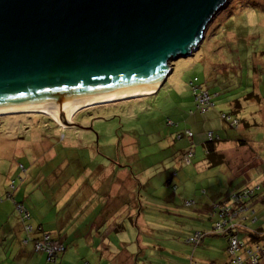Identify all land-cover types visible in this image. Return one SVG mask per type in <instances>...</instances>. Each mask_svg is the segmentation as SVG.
I'll return each mask as SVG.
<instances>
[{
	"label": "rangeland",
	"instance_id": "rangeland-1",
	"mask_svg": "<svg viewBox=\"0 0 264 264\" xmlns=\"http://www.w3.org/2000/svg\"><path fill=\"white\" fill-rule=\"evenodd\" d=\"M209 28H217L219 33H209L194 56L172 62L173 73L158 94L83 108L71 119L80 127L60 126L43 113L0 116V213L8 218L1 226L0 239L4 233L11 235V226L19 221L24 239L41 240L48 234L54 243H65L58 262L65 257L69 264H194L191 258H197L201 244H191L187 236L204 231L203 226L213 230L221 218L213 208L210 215L195 214L193 210L198 208L194 204L199 202L198 196H223L237 185H231L225 165H210L214 168L201 174L185 164L180 187L163 191L171 195L169 199L143 204L149 220H155L157 214L164 220L172 218L163 226L129 222L120 230V223L115 222L128 206H120L101 188L113 190L117 170L129 175L128 184L133 186L144 185L148 173L155 188L169 172L172 177L179 174L178 150L170 146L169 138L188 131L197 135L198 128L190 118L194 114L200 119L204 113L196 106L195 78L194 85L210 96L212 118L206 123L212 129L211 140L219 142L233 135L243 140V136L260 132L264 139V116L260 115L264 106V0H231ZM221 95L229 97L228 104L219 99ZM236 107L242 108L245 116L233 115ZM224 116L229 118L224 120ZM234 120L238 125L232 124ZM242 120L252 123L254 131L237 130ZM182 140L181 148L187 142ZM197 149L196 157L202 154L204 158L203 148ZM189 201L193 202L191 207L186 204ZM166 206L169 213L163 210ZM249 216L252 224L258 221L255 212ZM239 231L243 233L242 228ZM31 246L35 248L33 243ZM254 246L248 244L249 248Z\"/></svg>",
	"mask_w": 264,
	"mask_h": 264
},
{
	"label": "water",
	"instance_id": "water-1",
	"mask_svg": "<svg viewBox=\"0 0 264 264\" xmlns=\"http://www.w3.org/2000/svg\"><path fill=\"white\" fill-rule=\"evenodd\" d=\"M231 0H0V115L149 96ZM89 108V107H87Z\"/></svg>",
	"mask_w": 264,
	"mask_h": 264
},
{
	"label": "crops",
	"instance_id": "crops-1",
	"mask_svg": "<svg viewBox=\"0 0 264 264\" xmlns=\"http://www.w3.org/2000/svg\"><path fill=\"white\" fill-rule=\"evenodd\" d=\"M159 92V91H158ZM158 92L152 94H158ZM150 95V96H152ZM235 93L231 94L229 97L234 96ZM222 95L219 97L220 100L226 101L229 97L221 98ZM219 100V101H220ZM258 103L260 102V98H257ZM218 101V102H219ZM217 102V103H218ZM231 106L233 107L234 101L230 102ZM219 105H222L219 103ZM218 105V106H219ZM236 110H233V115H240L245 116L241 114V109L235 108ZM210 108L206 109L205 111H202L204 114L199 115V118L192 117L190 120L194 121L196 127L198 128L197 135L196 133L192 137H187L185 134L179 132L175 133L174 135L170 134L169 143L172 148L176 147L178 150V155L176 156V160L179 162L177 163V166H180V172L177 173L176 177H172L171 173L169 172V176L163 181L162 179L159 182V187H154L153 184V176H149L147 173L144 176L145 181H149L148 185H150V190L152 191L150 194L151 197H148L147 202L150 204H158L159 201H162L163 199H169L171 197L170 194L166 196L163 191L165 189H172L173 187H177V189L181 185V167L182 171H186L187 168L186 165L194 166L196 171L198 173H206L211 170L212 166H210L209 155H208V148H207V139L209 138V132H212L211 127L208 126L206 121L209 120L211 117V112L209 111ZM261 116H264V106L261 107ZM257 119H254L253 123L258 128V124L256 123ZM241 123V122H240ZM252 124V123H250ZM246 120H242V123L240 126H238L237 130L244 131L249 130L250 133L253 130L251 128V125ZM229 127V126H228ZM237 134V133H235ZM243 140H239L236 138V135H233L230 137V139H221L219 142L216 143V155L213 157L216 165L213 166H226V175L227 178L230 180L231 185H235V182H238L233 189L229 191L226 195H215L213 197L203 198L202 196H198L200 198L199 204L196 202L194 204L198 209H194L193 212L195 214H199L201 216H206L207 214L210 215L211 208L218 203L223 198H226L230 194H232L235 191H240L247 187L254 186H260V190L255 196V199L252 202V208L255 211V216H258V221L255 223H251L248 229L245 228V233H243V237L247 238L248 232H255L259 234H264V139L261 137V132L258 134L256 133L255 136H250L248 134L247 136H243ZM186 138L187 142H183L182 148H181V142L184 141L182 139ZM254 142V143H252ZM251 145V147H249ZM197 146L203 148L204 152V158L196 157L197 152ZM255 147V148H254ZM192 152L193 156L190 159V162H186V156ZM195 157L194 164L192 163L193 158ZM218 164V165H217ZM184 166V167H183ZM112 169H115L114 163H112ZM122 167V166H121ZM192 171V168H191ZM110 174L107 176L109 177ZM114 179L116 181V184H114L113 190L109 189L108 192H106V187L101 188L103 191V194L107 195H113L117 201V203L122 206L123 204L127 203V198L133 199L130 204H132L131 208H128L126 212H124L122 215L119 214V218L115 223H123L124 220H127V217H135L136 215V190L138 188V184L133 186V184H128L129 175L121 174L120 170H117V172H114ZM119 180V181H117ZM131 186V187H129ZM133 186V187H132ZM112 193H109V192ZM204 193H206V190H204ZM149 195V196H150ZM181 203V197L177 196ZM159 199V201L157 200ZM195 202V201H194ZM184 203V202H183ZM127 205V204H125ZM133 205L134 208L133 209ZM119 208H117V211ZM166 212L169 213L170 208L165 207L163 208ZM174 211V208H173ZM247 216L250 214H253V212H246ZM0 231L1 226L6 225L8 223V218H2V215L4 216L5 213H0ZM171 215V213L169 214ZM172 217H177L174 213L171 215ZM243 216V215H242ZM179 217V216H178ZM245 217V216H244ZM243 217V218H244ZM166 219H163V215L157 214L155 220H149V217L145 215L143 212L140 214V216L136 218L138 225L143 226H153L155 222L158 223V226L162 225L163 223H170L172 220L171 217H165ZM213 219V218H212ZM211 219V220H212ZM10 221V220H9ZM13 223V222H12ZM23 224H20L19 221H16L15 224H13L10 228L12 229V234L8 232L7 234H3L2 239H0V264H47V256L45 254L38 255L35 248L31 246V243H33L34 246V239L33 242L29 241L28 243H25L26 239H24V230H23ZM125 225V224H124ZM245 225V224H244ZM258 225V226H255ZM247 227V228H248ZM204 231L198 232H204L207 233V237L202 242L199 249H202V251L197 253V258L193 256L191 259L194 264L200 263V264H223L228 260V254H227V240L223 236H218L212 233L211 227H205L203 226ZM195 232V231H194ZM191 232V235L192 233ZM24 234V235H23ZM190 234L187 236L186 239H188ZM241 237V236H240ZM12 239V243L9 242V240ZM92 243V242H91ZM207 243V244H206ZM7 253V254H6ZM6 254V257H5ZM70 255H72V252H70ZM20 257L22 258L20 262ZM18 258V259H17ZM61 258V257H60ZM135 258V255L133 256ZM27 259L29 262L27 263ZM58 264H69L65 257L63 259L59 260ZM191 264V263H190ZM264 264V262H263Z\"/></svg>",
	"mask_w": 264,
	"mask_h": 264
},
{
	"label": "built area",
	"instance_id": "built-area-1",
	"mask_svg": "<svg viewBox=\"0 0 264 264\" xmlns=\"http://www.w3.org/2000/svg\"><path fill=\"white\" fill-rule=\"evenodd\" d=\"M194 95L195 99L198 102V108L201 111H205L209 108L210 103V96L209 94L204 91L201 87L194 86ZM226 118H229L227 116H224ZM234 125H238V121L234 120ZM188 137H192L193 134L191 132L186 133ZM212 134L209 133V139L211 140ZM193 156V153L190 152L188 156H186V162L189 163L191 157ZM259 190V187H247L240 191H235L223 200L221 202L216 203L213 206V213H217L221 216L219 217V222L215 224V227L213 228V231H217L218 233H228L227 229L230 231V233H233L230 237L231 241V247L229 250L230 255L235 256L237 251L241 249H245V256L246 259L243 257H237L236 259L232 258L235 264H242V262L246 264H259L260 258L263 257L264 254V248H261V246H255L254 248H245V245L239 240L238 238V232L242 226V218H243V211L244 209L242 207H236L234 203L242 202L246 198L252 197L256 191ZM187 205H192L193 202H187ZM19 208L21 212H23L27 218H29V215L27 212L23 209L22 206L19 205ZM29 231H32L33 228H28ZM232 231V232H231ZM205 236V233L203 232H196L194 236L189 238L188 242L191 244L197 246V244L201 243V240ZM30 240L26 239L25 243H28ZM34 247L37 252H45L47 253L49 259L56 256V254H60L64 251L65 247L60 244L54 243V241L51 239L50 235H45L43 239L34 240Z\"/></svg>",
	"mask_w": 264,
	"mask_h": 264
},
{
	"label": "trees",
	"instance_id": "trees-1",
	"mask_svg": "<svg viewBox=\"0 0 264 264\" xmlns=\"http://www.w3.org/2000/svg\"><path fill=\"white\" fill-rule=\"evenodd\" d=\"M233 13V12H232ZM222 23H224V22H222ZM217 28L216 29H208L207 30V33H206V35H205V39H204V41L202 42V44L205 42V40L207 39V37H208V35H209V33L211 34V36H215L216 35V32H217ZM217 33H219V32H217ZM228 34V33H227ZM202 44L200 45V47H199V49H198V51H200L201 50V46H202ZM197 51V52H198ZM196 53V52H195ZM195 53H194V55H195ZM193 55V56H194ZM196 81H198V79L197 78H195L194 79V81L193 82H196ZM192 82V85H193V92H194V83ZM202 88V87H201ZM196 100V99H195ZM196 106H198V102L196 101ZM198 108V107H197ZM199 109V108H198ZM200 110V109H199ZM192 113V112H191ZM224 118V120H227V118L226 117H223ZM53 123V122H52ZM232 124H233V122H232ZM185 135H186V133H185ZM208 141H207V143H206V145H207V148H208V155H209V159H211V162H210V165H216L215 164V162H217V161H214L213 160V157L216 155V143H217V141H215V140H210L209 138L207 139ZM218 165V164H217ZM148 183H149V181H145L144 182V185L140 182L139 184H138V188H137V190H136V193H135V195H136V197H135V199H136V215H135V217H127V220H124L123 221V223H121V225H119V228H120V230H122V229H124V226H126L127 225V223H129V222H132L133 223V225H135V226H137L138 224H137V221H136V218H137V216L139 217L140 216V214H142L143 212L145 213V210H144V206H143V204H145V203H147V200L146 199H148V197H151V190H150V185H148ZM142 187V189L141 190H139V187ZM145 187V188H144ZM259 188H260V186H259ZM260 190V189H259ZM259 190L258 191H256L255 192V194L252 196V197H250L249 199L248 198H246L245 200H243L242 202H238V203H234V205L236 206V207H242L243 209H244V211H243V217H244V215H245V213L246 212H255L254 210H253V208H252V202H253V200L255 199V196L257 195V193L259 192ZM150 195V196H149ZM127 203H125V204H127V205H125V204H123V205H125V206H128V208H131L132 206H131V201L133 200V199H131V198H127ZM189 202H191V201H189ZM184 204H185V202H184ZM189 207H191L192 205H188ZM250 217V216H249ZM242 221H243V223H242V226H241V228L243 229V233H245L246 231H245V228L246 229H248V231H249V227L248 226H250V224H251V219H249L247 216H245L244 218H242ZM125 224V225H124ZM245 224V225H244ZM248 227V228H247ZM117 230V229H116ZM227 232L228 233H218L217 231H213L212 230V233H214L215 235H218V236H223L226 240H227V254H228V260L225 262V263H223V264H235L236 262H234L233 260H232V258H234V259H236L237 257H243L244 259H246V256H245V249H241V250H239V251H237V253H236V255L235 256H232V255H230V253H229V250H230V247H231V241H230V237L232 236V235H234L233 233H230V231L227 229ZM232 232V231H231ZM203 233V232H202ZM243 233H240V231L238 232V238H239V240L245 245V248H249L248 247V244L249 245H257V246H261V248H264V234H259V233H255V232H251V230H250V232H248V234H247V238L248 239H246V237H243V239H241V235H243ZM193 235H191L190 236V238L192 237ZM208 235H207V233H205V236L203 237V239L201 240V243L200 244H202V242L204 241V239L207 237ZM27 239H29L30 240V237H28ZM32 240V239H31ZM30 240V241H31ZM62 243V242H61ZM251 243V244H250ZM263 243V244H262ZM56 244H59V243H56ZM63 244V246L65 247L66 245H65V243H62ZM255 247V246H254ZM254 247H251V248H254ZM66 249V248H65ZM65 249H64V251L62 252V253H64L65 252ZM37 252V251H36ZM44 254L47 256V253H45L44 252ZM59 255L60 254H56V256H54V257H52L51 259H49V257L47 256V260H48V262H47V264H58V257H59ZM263 257H261L260 258V262H259V264H263V262H264V254L262 255ZM239 264V263H238ZM241 264V263H240ZM242 264H246V263H244V262H242Z\"/></svg>",
	"mask_w": 264,
	"mask_h": 264
},
{
	"label": "bare ground",
	"instance_id": "bare-ground-1",
	"mask_svg": "<svg viewBox=\"0 0 264 264\" xmlns=\"http://www.w3.org/2000/svg\"><path fill=\"white\" fill-rule=\"evenodd\" d=\"M154 94V93H153ZM152 95V94H151ZM95 105H99V104H95ZM91 106H94V105H90V106H86V107H83V108H87V107H91ZM83 108H81V109H83ZM81 109H78L77 111H75L73 114H72V116L69 118V124H70V122H71V119H72V117H73V115L74 114H76L77 112H79ZM24 113H30V112H24ZM32 113V112H31ZM33 113H43V114H45V115H48L47 113H45V112H33ZM17 114V113H16ZM0 116H4V115H0ZM48 116H50V115H48ZM51 117V116H50Z\"/></svg>",
	"mask_w": 264,
	"mask_h": 264
}]
</instances>
